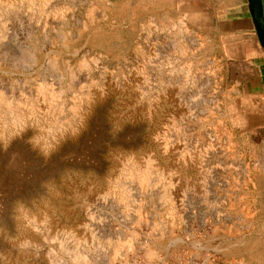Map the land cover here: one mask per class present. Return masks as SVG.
<instances>
[{
	"label": "rangeland",
	"instance_id": "rangeland-1",
	"mask_svg": "<svg viewBox=\"0 0 264 264\" xmlns=\"http://www.w3.org/2000/svg\"><path fill=\"white\" fill-rule=\"evenodd\" d=\"M217 4L0 0V264H264Z\"/></svg>",
	"mask_w": 264,
	"mask_h": 264
},
{
	"label": "crops",
	"instance_id": "crops-1",
	"mask_svg": "<svg viewBox=\"0 0 264 264\" xmlns=\"http://www.w3.org/2000/svg\"><path fill=\"white\" fill-rule=\"evenodd\" d=\"M214 1L218 2L212 8L219 20L218 29L225 35V58L233 62L231 67L242 82V95L236 99L239 120L245 130L255 127L264 133V53L255 39L246 0ZM188 14L198 19L201 13L190 3ZM257 165L264 170V160Z\"/></svg>",
	"mask_w": 264,
	"mask_h": 264
},
{
	"label": "water",
	"instance_id": "water-1",
	"mask_svg": "<svg viewBox=\"0 0 264 264\" xmlns=\"http://www.w3.org/2000/svg\"><path fill=\"white\" fill-rule=\"evenodd\" d=\"M253 30L264 53V0H246Z\"/></svg>",
	"mask_w": 264,
	"mask_h": 264
}]
</instances>
